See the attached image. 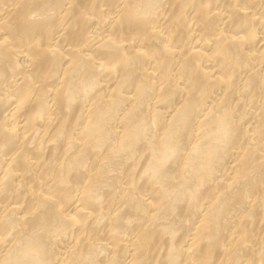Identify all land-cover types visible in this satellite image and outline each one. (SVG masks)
I'll return each mask as SVG.
<instances>
[{
    "label": "bare ground",
    "instance_id": "obj_1",
    "mask_svg": "<svg viewBox=\"0 0 264 264\" xmlns=\"http://www.w3.org/2000/svg\"><path fill=\"white\" fill-rule=\"evenodd\" d=\"M0 264H264V0H0Z\"/></svg>",
    "mask_w": 264,
    "mask_h": 264
}]
</instances>
